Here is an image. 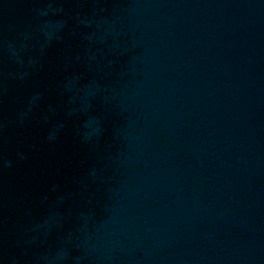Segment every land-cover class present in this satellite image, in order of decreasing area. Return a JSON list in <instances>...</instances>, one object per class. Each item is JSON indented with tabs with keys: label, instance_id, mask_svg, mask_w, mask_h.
Wrapping results in <instances>:
<instances>
[{
	"label": "water",
	"instance_id": "water-1",
	"mask_svg": "<svg viewBox=\"0 0 264 264\" xmlns=\"http://www.w3.org/2000/svg\"><path fill=\"white\" fill-rule=\"evenodd\" d=\"M0 264H264V0H0Z\"/></svg>",
	"mask_w": 264,
	"mask_h": 264
}]
</instances>
